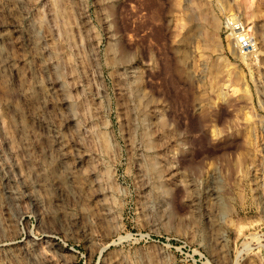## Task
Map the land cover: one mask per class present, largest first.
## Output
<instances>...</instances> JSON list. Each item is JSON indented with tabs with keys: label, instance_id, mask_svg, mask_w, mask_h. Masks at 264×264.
Wrapping results in <instances>:
<instances>
[{
	"label": "rangeland",
	"instance_id": "rangeland-1",
	"mask_svg": "<svg viewBox=\"0 0 264 264\" xmlns=\"http://www.w3.org/2000/svg\"><path fill=\"white\" fill-rule=\"evenodd\" d=\"M7 1L0 264H264L260 0Z\"/></svg>",
	"mask_w": 264,
	"mask_h": 264
},
{
	"label": "bare ground",
	"instance_id": "bare-ground-1",
	"mask_svg": "<svg viewBox=\"0 0 264 264\" xmlns=\"http://www.w3.org/2000/svg\"><path fill=\"white\" fill-rule=\"evenodd\" d=\"M9 4V1H7V0H0V13H1V11L4 9V7L5 8H9V7H11V5H8ZM260 5L262 6V5H264V0H260ZM9 6V7H8ZM263 7V6H262ZM262 7H259V10L261 11L262 10ZM258 8V7H257ZM215 17V16H214ZM212 22H213V24L214 25H216L217 24V20L214 18V19H212ZM225 23H226V26L227 27H229L230 28V33H229V35L231 36V40H232V42H233V45H234V47L236 46V47H239V48H244V45H245V43L247 44V43H249L250 42V40H249V34H248V32H247V30L246 29H244V27H242V26H240L236 21H230L229 19H226V21H225ZM213 27H215V26H213ZM4 31H6V30H3V25H1V23H0V46H2L1 48H3V49H5V47H6V45H7V43L9 42V38L7 37V32L6 33H4ZM248 31H250V30H248ZM16 41V40H15ZM17 42V41H16ZM253 46H254V44H253ZM4 52L5 53H2V52H0V56H1V53H2V55H3V57H1L0 58V69H2V71L4 70L5 72L6 71H8L9 73L10 72H12L13 70H12V68H13V62L15 63L16 61L14 60V61H12L11 60V58H10V56H9V53H8V51L5 49L4 50ZM26 60V59H25ZM23 62V61H22ZM15 66V65H14ZM16 69V68H15ZM20 70V69H19ZM3 71V72H4ZM16 71H17V69H16ZM39 71V70H38ZM1 72V71H0ZM4 72V73H5ZM19 72V71H18ZM23 72V71H22ZM36 72V71H35ZM2 73V72H1ZM4 73H2V74H4ZM15 73V72H14ZM24 73H25V70H24ZM38 73V72H37ZM11 74V73H10ZM22 74V73H21ZM21 74H18V75H20L21 76ZM32 74H34V73H32ZM5 75V74H4ZM35 75V74H34ZM33 75V76H34ZM36 75H39V74H36ZM14 76V75H13ZM22 76H23V74H22ZM17 77V76H16ZM19 77V76H18ZM31 78V77H30ZM35 78H36V76H35ZM35 78H33V82L31 83L32 85L31 86H34L33 85V83H35V82H37L35 85H37L38 84V81L35 79ZM36 81H35V80ZM37 79H38V77H37ZM40 79V78H39ZM35 81V82H34ZM30 83V82H29ZM40 83V82H39ZM38 85H42V84H38ZM29 86H30V84H29ZM43 86V85H42ZM40 87L41 86H39L38 88H39V90H41V92H42V89H44L43 87H42V89H40ZM27 88V87H26ZM32 88V87H31ZM37 88V87H36ZM37 88V89H38ZM29 89V88H28ZM37 89H36V91H37ZM48 90V89H47ZM46 90V91H47ZM21 91V90H20ZM25 91V90H24ZM23 91V92H24ZM28 91V90H27ZM32 91H33V89H32ZM46 91H44L45 93H46ZM38 92V91H37ZM40 92V93H41ZM48 92V91H47ZM25 93V92H24ZM29 93V92H28ZM44 93V94H45ZM30 94V93H29ZM38 94H39V92H38ZM47 94V93H46ZM24 95V94H23ZM39 95H41V94H39ZM43 96V95H42ZM48 96V95H47ZM31 97V96H30ZM46 97V96H45ZM23 98V97H22ZM26 98V97H25ZM44 98V97H43ZM38 100V99H37ZM40 100V99H39ZM38 100V101H39ZM42 100V102H44L43 101V99H41ZM40 100V101H41ZM9 102V101H8ZM3 103H4V101H3ZM11 103V102H10ZM8 106V105H7ZM38 108V107H37ZM40 108V107H39ZM35 109H36V107H35ZM38 110V109H37ZM39 111V110H38ZM37 111V112H38ZM36 115V114H35ZM39 115H40V113H39ZM39 118V117H38ZM103 139V138H102ZM103 141H105L104 139H103ZM152 143V142H151ZM62 146V145H61ZM157 168V170H158V168L159 167H156ZM156 168H154L155 170H156ZM155 172H157V171H155ZM174 172V171H173ZM162 175L163 174H161L160 176L162 177ZM159 176V177H160ZM229 221V220H228ZM228 223H230V222H228ZM222 239V238H221Z\"/></svg>",
	"mask_w": 264,
	"mask_h": 264
}]
</instances>
